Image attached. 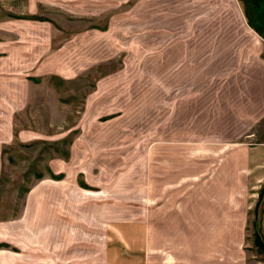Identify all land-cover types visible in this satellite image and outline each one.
I'll use <instances>...</instances> for the list:
<instances>
[{
    "label": "crops",
    "instance_id": "1",
    "mask_svg": "<svg viewBox=\"0 0 264 264\" xmlns=\"http://www.w3.org/2000/svg\"><path fill=\"white\" fill-rule=\"evenodd\" d=\"M134 4V13L120 14L126 20L128 15L131 19L134 15L137 21L134 50L139 53L135 66L147 60L135 76L143 97L137 98L135 108L131 107L132 114L142 118L150 112L152 116L166 117L167 157L163 161L164 155L161 156L160 162L172 172L119 175L116 188L107 186L109 179L106 183L97 179L94 182L92 176L88 179L83 175L86 184L100 186L95 191L88 190L90 193H85L83 190L87 189L81 186L85 183L72 175L57 179L48 175L41 178L45 192L41 199L49 200V206L57 209L49 196H60L62 204L56 205L66 202L77 207L73 214L78 225L88 227L95 225L91 215L82 213L84 209L88 213L98 210L109 220L112 214L102 212L103 208L117 206L115 212L121 226L123 222L128 232H135L134 236H124L137 244L134 264H243L241 244L245 238L250 237L257 252L264 253V243L256 234V228L262 229L264 239V140L252 143L246 139L252 127L264 118V0H135ZM156 19L159 22L149 24ZM150 36H167V40L144 42ZM74 53L72 58L77 57ZM147 53L150 55L144 59ZM48 60L42 64V71L30 73L32 77L27 79L0 76V100L8 95L19 103L18 108L25 106L28 88L34 86L32 81L38 74H43L42 82L49 78L77 81L78 62L69 69L55 67L51 58ZM149 62L150 76H146L144 70ZM102 87L95 86L97 94L103 91H99ZM125 88L126 84L121 91L126 92ZM96 95H88L86 105ZM155 126L160 125L137 126L141 134L136 135V147L145 151L147 157L154 154V144L159 141L154 138L159 132ZM224 131L229 133L228 141L219 137ZM26 132L30 131L18 130L17 135L21 138ZM143 153L136 160L143 159ZM225 162L237 170L223 175L220 168ZM208 163L216 166L210 175ZM56 170L60 171L59 167ZM129 184L134 186L128 187ZM249 189H253L251 206L247 200ZM100 196L111 199L101 206L96 200ZM225 214L228 218H224ZM47 218L45 226L55 225L56 233L59 226L63 228L58 220ZM71 220L74 223L73 216ZM248 226L250 235L244 232ZM2 233L0 236H4ZM51 233L46 230L45 236H40L37 245L42 255L13 251L0 258V264H64L63 234L53 238ZM88 234L67 238L72 243H101L91 232ZM106 238H102L105 245ZM51 242L54 245L49 250ZM96 249L85 255V263L111 264L110 253H104L101 247ZM120 249L124 250L122 246ZM72 256L70 260L77 259Z\"/></svg>",
    "mask_w": 264,
    "mask_h": 264
},
{
    "label": "rangeland",
    "instance_id": "2",
    "mask_svg": "<svg viewBox=\"0 0 264 264\" xmlns=\"http://www.w3.org/2000/svg\"><path fill=\"white\" fill-rule=\"evenodd\" d=\"M134 2L135 0H0V67L3 69L0 76L27 79L32 77L30 73L42 71V64L49 58L55 67L67 66L70 69L72 63L79 64L77 81L71 78H49L42 82L43 74L36 75L37 79L33 81L30 79L34 86L28 88L29 96L25 106L20 105L18 108L19 103L9 99L8 95L1 97L0 233L3 232L4 236H0V258L11 255L13 251L37 257L42 255L38 245L40 236L47 230L52 232L53 238L63 234L64 264H86L85 255L98 251V247L104 253L106 250L110 253L108 261L111 264H134L137 244L124 236H134L135 232L134 229L128 232L129 229L123 227V222L121 226L117 219L119 214L115 212L117 206L111 204L112 211L109 206L103 208L102 212L107 215L111 212L109 220H106L108 216H102L98 210L88 213L84 209L82 213L86 217L91 215L95 226L78 225L73 214L78 210L77 207L73 208L66 202L61 206L56 205L61 202L60 196H49L52 198L51 202L55 203L53 207L57 209L51 208L49 200L47 202L41 199V194L45 192L40 183L43 180L41 178L48 175L54 178L51 174H58L57 178L72 175L78 182H84L82 176L86 175L88 179L92 176L94 182L95 179L104 182L109 179L107 186L116 188L119 187V175L171 174L170 167L160 162L161 156L164 155L163 161L167 157L166 117L152 116L150 112L142 118L132 114L137 98L143 97L135 76L143 68L142 62L147 60L146 58L140 61L138 67L135 66V57L139 53L134 50L137 21L133 18L134 15H131L132 19L128 15L126 20L120 14L134 13ZM29 14L39 19L24 17ZM150 18L151 16L145 22ZM157 22L159 21L156 19L149 24ZM153 39L166 41L167 36L145 37L144 42L152 43ZM73 51L76 58H72ZM147 55L150 53L145 54L144 59ZM146 67L144 75L150 76V62ZM109 81L115 82L109 84ZM125 84L126 92H122ZM95 86H103L99 89L103 90L100 95L94 90ZM146 87L143 86L144 89ZM94 94H97L96 98L86 105V97ZM146 104L147 107L150 106ZM109 110L111 112H106ZM139 124L160 125L155 126L159 131L154 136L155 140H159L154 141L157 147L154 154H148V157L145 151L143 153L136 147ZM252 128L246 139L252 143L264 140V118ZM18 130L30 132L20 138ZM219 137L228 141L229 133L224 131ZM235 140L237 139H233V142ZM141 153L145 154L143 159L136 160ZM184 159L187 161V156ZM220 170L223 175H231L237 168L225 162ZM208 171L210 175V172L216 171V166L208 163ZM31 186L34 187L27 193ZM81 186L87 189L83 190L85 193L100 187L86 183ZM133 186L129 184L128 187ZM252 190L249 189L250 195L247 198L250 206ZM106 197H97V203L102 206L111 199ZM226 214L224 218H228ZM71 216L74 217V223ZM46 218L58 220L59 224L64 225L63 228L59 226V232L56 233L55 225L45 226ZM103 224H106V228ZM245 228L244 232L250 235L249 226ZM256 229L259 241L264 243L262 229ZM61 230L63 233H60ZM253 230L255 231L254 227ZM89 232L91 236H96V240L101 239V243L69 242V236H86ZM104 237H107V245L103 244ZM249 238H245L241 244L245 254L243 264H264V253L257 252ZM52 245L53 242L48 244L49 250L53 249ZM72 255L77 259L70 260Z\"/></svg>",
    "mask_w": 264,
    "mask_h": 264
},
{
    "label": "trees",
    "instance_id": "3",
    "mask_svg": "<svg viewBox=\"0 0 264 264\" xmlns=\"http://www.w3.org/2000/svg\"><path fill=\"white\" fill-rule=\"evenodd\" d=\"M24 17H25V18H35V19H39L38 17H36V16L33 15V14L25 15ZM57 175H58V174H51V176L54 177V178H57V177H58Z\"/></svg>",
    "mask_w": 264,
    "mask_h": 264
}]
</instances>
